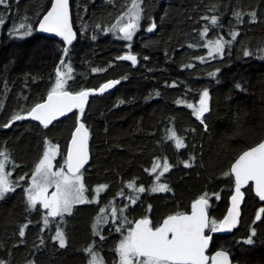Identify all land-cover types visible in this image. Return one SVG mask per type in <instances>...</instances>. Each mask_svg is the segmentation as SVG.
Masks as SVG:
<instances>
[{"label":"trees","instance_id":"trees-1","mask_svg":"<svg viewBox=\"0 0 264 264\" xmlns=\"http://www.w3.org/2000/svg\"><path fill=\"white\" fill-rule=\"evenodd\" d=\"M126 2L70 0L77 38L66 58L73 68L69 88H95L108 79L127 77L107 93L91 96L85 107L81 119L89 128L90 162L82 170L84 183L90 191L97 184H108L100 193L99 206L115 197L114 204L120 207L125 201L116 193L123 189L125 195L129 194L124 182L134 179L137 186L150 187L154 176L144 169L151 168L155 158L162 163L166 157L172 167L164 173L162 182L171 191L141 193L137 203L129 205L128 218L147 215L155 224L176 211H190L191 201L207 192L210 215L222 219L234 186L222 172L240 149L264 138V53L256 51L264 46V0H143L142 28L130 42V49L111 34L97 33V40L92 41L94 24L110 25ZM10 4V11L0 6V12L7 16L6 23L0 26V125L13 111L46 98L62 55V43L37 31L23 39L7 35L14 19L21 22L26 15L35 22L41 6L45 10L50 6L48 0H10ZM234 9L241 13L243 23H237L232 15ZM213 14L223 27L210 29L203 39H213L218 34L229 39V28L239 29L231 53L226 50L223 57L215 59L208 57L203 47H188L203 43L199 31L206 21L201 18ZM149 17L157 24L151 33L144 30L151 22ZM82 24L86 29L81 28ZM240 41L249 47L252 56H243ZM126 51L137 54L135 66L115 59ZM196 56H203L205 62ZM188 64L193 67H186ZM93 67L105 71L93 73ZM217 67L220 72L215 78L209 77L207 73ZM236 83L242 89L235 88ZM204 87L209 88L210 97V111L205 113L207 132L192 116V109L175 103L177 99L196 103ZM74 123L70 114L46 130L30 120L16 121L7 129L0 127V147L8 148L17 165L12 179L30 173L42 152L44 136L65 150ZM170 128L185 137L186 148H175L166 135ZM190 153L195 155V162L186 168L182 161ZM20 184L24 185V181ZM247 188L243 190L239 226L229 236L213 234L210 251L222 245L230 249L231 258L239 264H264V223H252L256 210L264 203H259ZM212 193H218L219 199ZM98 210L95 203L75 206L64 221L57 219L41 232L40 212L26 210L22 188H16L0 200V260L6 264H86L87 255L82 249L94 241L106 264H113L111 257L115 259L114 247L120 236L107 225L102 229L103 240L92 235L91 225ZM25 223V236L21 238L18 229ZM57 224L66 235L63 248L50 238ZM250 227L257 229L251 246L241 242Z\"/></svg>","mask_w":264,"mask_h":264},{"label":"snow or ice","instance_id":"snow-or-ice-1","mask_svg":"<svg viewBox=\"0 0 264 264\" xmlns=\"http://www.w3.org/2000/svg\"><path fill=\"white\" fill-rule=\"evenodd\" d=\"M48 2L50 6L46 10L41 6V11L36 14L39 18L35 22L26 15L21 18V22H16L14 19L7 30V35L11 39H23L34 31H39L59 37L62 42V55L55 67L54 81L47 90L46 98L42 97L28 108L22 107L19 111H13L7 122L0 127L7 129L16 121L30 120L38 122L36 126L46 130L49 126H54V122H58L60 117L67 118V114L71 113L75 120L74 129L70 133L65 150H61L58 143H53L51 139L44 136L42 152L30 173L19 175L15 179H12V171L17 167L16 162L6 146L0 147V199L14 192L16 188H22L26 210L35 209L40 212L43 222L41 232L57 219L64 221L65 215H71L76 205L97 204L99 210L91 225L92 235L100 236L103 240L102 229L107 225L110 231L114 230L120 236L114 247L113 264H232L230 249L221 245L211 255L208 251L213 244V234L230 232L239 222L241 201L245 195L242 188L245 185L248 186L246 191L254 192L259 201L264 202V138H260L251 146L240 149L230 161L227 170L222 172L223 177L229 178L234 183V191L230 196L231 204L222 219L210 215V194L207 192L191 201L190 211H176L155 224L147 215L131 220L128 218L129 204L135 205L141 193L171 191L169 185L162 182L164 173L172 167L166 157L162 163L159 158H155L152 167L144 169L145 172L154 176L150 187L146 188L143 184L137 186L134 179L125 181L124 184L129 194L125 195L123 189L116 193V197H122L125 201L122 206L117 207L114 204L115 197L103 206H99L100 193L109 185L97 184L90 191L84 183L82 170L90 159V133L81 117L85 113V106L91 94L104 93L107 89L119 84L120 79L127 77L108 79L95 88L81 87L79 90H71L68 82L73 78V68L71 61L66 62V58L70 52L69 45L73 44L77 33L73 30L70 0H48ZM108 2L114 4L115 0H108ZM142 4L143 0H128L110 25H102L99 22L94 24L90 39L97 40V33L111 34L116 39L129 42L125 43L124 47L130 49V42L133 41L134 34L141 29V21L144 19ZM0 6L10 11V0H0ZM77 15L79 17V13ZM232 15L237 23H243L238 10L234 9ZM250 15L254 21L255 14ZM148 19L151 22L144 30L151 33L156 29L157 24L151 17ZM201 19L206 21V25L199 31L202 39L206 37L210 29L223 27L215 14L206 15ZM6 20L5 12H0V26H3ZM86 27V25H81L82 29ZM227 36L230 38L225 39L224 35L218 34L213 39H203L202 44H189L188 47H203L207 49V56L212 59L223 57L226 50L229 54L231 53L234 42L239 36V29L229 28ZM240 43L243 56H252L253 53L249 47L244 45L243 41ZM256 51L264 53V46L258 47ZM261 58L264 59V56ZM115 59L130 61L133 66L138 62L137 54L131 51H126ZM144 59L148 58L144 57ZM195 59L202 63L205 62L203 56H196ZM186 67L191 68L193 65L188 64ZM91 71L96 73L105 71V69L93 67ZM218 72H220L219 67L208 72L207 75L215 78ZM172 86H175V81ZM235 88L242 89V85L236 83ZM156 95L159 96L160 93L157 92ZM209 98V88L204 87L199 92V100L196 103L181 99H177L175 103L185 104L192 109V116L199 121L203 131L207 132L208 124L205 113L210 111ZM236 127V134H239V123ZM190 131L195 132V129H190ZM166 135L177 150L187 147L185 137L180 136L174 128L168 129ZM194 162L195 155L192 153L182 161L186 168L191 167ZM20 181H24V185H21ZM211 195L219 199L218 193ZM148 208L150 209L151 205H148ZM256 221L264 223V207L256 210L252 223L255 224ZM26 227L27 223L19 226V237L25 236ZM256 232V227H250L249 234L243 237L241 242L244 245H253ZM50 238L57 242L60 248L65 247L66 235L59 224L55 228V234ZM40 243H44L43 238H40ZM82 251L87 255L86 264H106L95 248L94 241ZM0 264H6V262L0 260ZM30 264H35V262L32 261Z\"/></svg>","mask_w":264,"mask_h":264},{"label":"water","instance_id":"water-1","mask_svg":"<svg viewBox=\"0 0 264 264\" xmlns=\"http://www.w3.org/2000/svg\"><path fill=\"white\" fill-rule=\"evenodd\" d=\"M70 13H71V11H70ZM73 30H74V29H73ZM74 31H75V30H74ZM37 33L40 34V35L46 36V37H48V38H51V39L57 40V41H59L60 43H62V42L60 41V38H59V37H54L52 34L41 33V32H39V31H37ZM75 41H76V39L73 41V44L75 43ZM73 44H72V45H73ZM72 45H69V47L72 46ZM126 62L131 63L130 61H126ZM116 86H117V84L114 85L112 88L107 89L104 93H95V94H91V95L89 96V98H90L91 96L105 94V93H107L108 91H110V90H112L113 88H115ZM88 101H89V100H88ZM86 105H87V104H86ZM85 107H86V106H85ZM73 111H75V110H73ZM70 114H71V113L67 114V116H69ZM62 118H65V117H60L59 120L62 119ZM34 122H35V121H34ZM36 123H38V122H36ZM89 156H90V152H89ZM89 162H90V159H89ZM89 162L85 165L84 168H86V167L88 166ZM250 183H251V182H250ZM233 184H234V183H233ZM247 187H248V186L245 185L244 188H242V191H243L245 188H247ZM233 191H234V186H233V190H232V192H233ZM252 193H253V196L258 200L259 203H264V202H262V201H259V198L255 196V193H254V192H252ZM231 194H232V193H231ZM230 196H231V195H230ZM243 201H244V198H243V200L241 201V206H242V204H243ZM230 204H231V200H230V197H229L228 207L230 206ZM190 210H191V209H190ZM226 213H227V210H226L225 214H226ZM225 214H224V215H225ZM222 218H223V217H222ZM239 220H240V218H239ZM238 226H239V222L237 223L236 227L233 228L230 232L216 233V235H218V236H229V235L232 233V231H233L234 229H236ZM208 254H209V251H208ZM209 255H211V254H209Z\"/></svg>","mask_w":264,"mask_h":264},{"label":"flooded vegetation","instance_id":"flooded-vegetation-1","mask_svg":"<svg viewBox=\"0 0 264 264\" xmlns=\"http://www.w3.org/2000/svg\"><path fill=\"white\" fill-rule=\"evenodd\" d=\"M141 28H142V27H141ZM139 31H141V29H139L138 32H139ZM138 32H137V33H138ZM123 42H124V43H129V42H125V41H123ZM261 204H263V203H261ZM161 220H162V219H161ZM161 220H159V221H161ZM256 222H258V221H256ZM231 234H232V233H231ZM231 234H230V235H231ZM213 251H215V250H213ZM213 251H210V250H209V254H211ZM231 260H232V264H239V263H237L236 261H234L232 258H231Z\"/></svg>","mask_w":264,"mask_h":264},{"label":"rangeland","instance_id":"rangeland-1","mask_svg":"<svg viewBox=\"0 0 264 264\" xmlns=\"http://www.w3.org/2000/svg\"><path fill=\"white\" fill-rule=\"evenodd\" d=\"M137 34V33H136ZM136 34H134V36L136 35ZM83 180H84V178H83ZM51 191V190H50ZM87 195V194H86ZM1 200V199H0ZM123 204V203H122ZM81 205H83V204H81ZM130 205V204H129ZM76 206H78V205H76ZM67 215V214H66ZM113 260H114V258L113 257H111V262H113Z\"/></svg>","mask_w":264,"mask_h":264}]
</instances>
